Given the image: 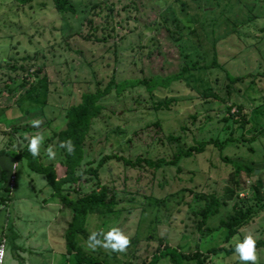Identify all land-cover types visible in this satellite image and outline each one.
Listing matches in <instances>:
<instances>
[{
    "label": "rangeland",
    "instance_id": "obj_1",
    "mask_svg": "<svg viewBox=\"0 0 264 264\" xmlns=\"http://www.w3.org/2000/svg\"><path fill=\"white\" fill-rule=\"evenodd\" d=\"M73 2L76 12L62 15L52 0L27 5L0 0V148L22 147L25 137L40 134L41 161L61 174L64 155L57 133L83 92L106 85L113 75L121 81L175 74L186 57L202 67L169 87L151 94L135 86L106 97L88 152L93 159L110 151L172 159L202 141L218 140L223 147L209 143L202 152L159 169L109 161L101 180L117 205L111 213L90 215L86 227L90 235L118 226L129 243L119 252L89 247L83 236L78 241L105 264H148L164 243L183 254L200 252L203 264H240L227 254L235 237L251 232L264 240V189L261 200L254 197L258 179L264 181V0ZM214 60L217 66L206 69ZM227 73L240 79L232 82ZM207 91L228 100L206 98ZM163 100H170L169 108L156 110L154 102ZM37 119L41 124L33 128ZM48 148L56 153L53 159ZM17 163L13 200L6 205L8 234H20L17 244L28 264H77L63 239L70 209L52 197L45 174L31 170L25 159ZM236 163L255 172L238 175ZM212 195L220 198L221 208L199 228L201 209ZM235 203L261 211L227 240L221 222ZM14 248L10 239L1 264H17ZM256 253V264H264V248ZM182 263L198 264L196 259ZM155 264L178 263L165 257Z\"/></svg>",
    "mask_w": 264,
    "mask_h": 264
},
{
    "label": "trees",
    "instance_id": "obj_2",
    "mask_svg": "<svg viewBox=\"0 0 264 264\" xmlns=\"http://www.w3.org/2000/svg\"><path fill=\"white\" fill-rule=\"evenodd\" d=\"M22 5L32 3L34 0H16ZM56 11L62 15L67 13H75L76 6L73 0H52ZM134 9L138 10L136 6ZM141 10V9H140ZM185 64L175 74L162 77L160 75H154L151 79L144 78H131L118 81L113 75L112 79L106 84H98L95 91L83 92L80 102L72 104L67 110V122L64 129L57 133V143L70 139L73 145V151L68 154L63 148L60 149L64 155V171L59 173L58 168L54 164H45L41 161L39 154L33 157L27 151V142L22 147H4L0 149V156L9 155L12 156L15 161L25 159L27 166L36 172L45 174L48 184L52 188V197L60 201L71 211L70 220L67 222L64 230V243L67 249V253L73 256L77 264H105L98 256L86 252L79 244V236L88 238L87 220L92 214H105L111 213L115 210L117 202L115 195L111 194L110 188L106 186L101 180L102 169L111 160L121 162L127 167H135L143 170V166L154 169H159L163 165H177L180 159L184 157H190L195 153H200L205 149V146L209 143L223 147L218 140H208L198 142L199 146L192 145L186 150H181L174 155L172 159L165 157L154 158L150 155L141 153L138 156L129 154L125 156L119 151L103 154L98 159H93L87 149L88 140L93 139L91 130L95 119L99 118L103 113L104 104L103 100L108 97L113 91L120 95L126 89H131L135 86L145 87L149 93H153V90L161 87H169L174 81L182 80L184 75L191 69H197L202 66H198L196 63H190L188 58H184ZM217 66L216 60L212 64L206 65V69ZM264 73V72H263ZM228 78L235 82L240 78L232 77L227 73ZM206 98L215 97L222 98L223 101H227V98L221 97L216 92L207 91L203 94ZM170 100H163L154 102L153 107L158 110L161 108H169ZM239 113L245 116L243 108L239 106ZM155 110V111H156ZM232 107L227 106V112L231 113ZM155 125H160L156 122ZM170 140H175L174 136H169ZM226 144V142H224ZM236 174H240L242 171L247 173H254L255 168L247 164L236 163ZM9 178L6 175H2L0 178V191H4V194H0V198L3 201H8L11 198L12 188L8 187ZM85 182L91 183V186L84 187ZM264 189V181L258 179L257 187L254 197L258 200L262 199V193ZM6 192V193H5ZM75 193V195H73ZM234 192H230L226 197L232 199ZM222 202L225 203V200ZM221 208L220 198L211 196L207 206L201 209L202 219L199 222V228L207 223L211 216L215 215ZM261 209H254L252 206L240 205L235 203L233 205V212L228 215L226 220L221 222V226L227 228V240L237 235L240 230L247 226L259 213ZM12 235V234H11ZM10 236V234H9ZM233 245V244H232ZM232 245L227 249V254H233ZM264 248V240H256V249ZM200 252L195 254H183L177 248L170 246L168 243H164L163 246H159L157 253L152 256L151 261L148 264H155L162 258L170 257L178 264H183V261H189V259H196L198 264H203L205 259H200ZM203 257V256H202Z\"/></svg>",
    "mask_w": 264,
    "mask_h": 264
},
{
    "label": "clouds",
    "instance_id": "obj_3",
    "mask_svg": "<svg viewBox=\"0 0 264 264\" xmlns=\"http://www.w3.org/2000/svg\"><path fill=\"white\" fill-rule=\"evenodd\" d=\"M41 121L39 119L32 121L33 128H39ZM27 140V151L36 157L39 154L43 136L40 134L32 135L31 137H25ZM59 147L63 148L68 154L73 151V145L70 139L61 141ZM56 153L51 149H47V156L49 159H53ZM98 235L102 238H98ZM89 247L100 246L111 251L123 252L129 243V237L118 227H110L107 231L101 233L93 232L88 237ZM256 240L251 232L245 233L241 236L235 237L232 245L233 254L238 257L240 264H256Z\"/></svg>",
    "mask_w": 264,
    "mask_h": 264
},
{
    "label": "crops",
    "instance_id": "obj_4",
    "mask_svg": "<svg viewBox=\"0 0 264 264\" xmlns=\"http://www.w3.org/2000/svg\"><path fill=\"white\" fill-rule=\"evenodd\" d=\"M1 125V122H0ZM0 142L2 141L3 134H0ZM3 142V141H2ZM1 145V143H0ZM1 149V148H0ZM18 167V163L15 161L14 158H11L9 155H2L0 156V178L2 175H6L8 178L15 173L16 169ZM1 186V184H0ZM6 193V192H5ZM0 194H4V191H0ZM11 198H9L10 201L13 200V194L11 193ZM7 207L0 209V243L2 240H5L6 244L10 239H13L14 249H15V263L17 264H28L27 257L24 255L25 252H23L25 249L21 247L18 243V240L20 239V234L15 232L13 235L9 236L8 232V218H7ZM15 241V242H14Z\"/></svg>",
    "mask_w": 264,
    "mask_h": 264
},
{
    "label": "built area",
    "instance_id": "obj_5",
    "mask_svg": "<svg viewBox=\"0 0 264 264\" xmlns=\"http://www.w3.org/2000/svg\"><path fill=\"white\" fill-rule=\"evenodd\" d=\"M15 173H13L10 177H9V182H8V187L11 189L14 187L15 184ZM9 203V200L7 201H3L0 198V209L6 208V205ZM5 248H6V242L5 240H2V242L0 243V264L3 262V259L5 257Z\"/></svg>",
    "mask_w": 264,
    "mask_h": 264
}]
</instances>
